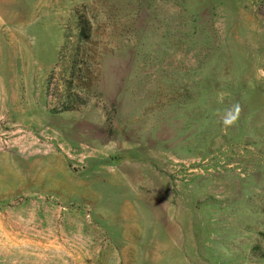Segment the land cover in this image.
<instances>
[{"label": "rangeland", "instance_id": "rangeland-1", "mask_svg": "<svg viewBox=\"0 0 264 264\" xmlns=\"http://www.w3.org/2000/svg\"><path fill=\"white\" fill-rule=\"evenodd\" d=\"M0 264H264V0H0Z\"/></svg>", "mask_w": 264, "mask_h": 264}, {"label": "clouds", "instance_id": "clouds-1", "mask_svg": "<svg viewBox=\"0 0 264 264\" xmlns=\"http://www.w3.org/2000/svg\"><path fill=\"white\" fill-rule=\"evenodd\" d=\"M224 97L221 94L218 97V103L223 104ZM242 113V106L240 103H234L230 107L223 109H217L215 114L218 116V122L221 124L222 130L227 131V129L236 127L239 124L240 117Z\"/></svg>", "mask_w": 264, "mask_h": 264}, {"label": "trees", "instance_id": "trees-1", "mask_svg": "<svg viewBox=\"0 0 264 264\" xmlns=\"http://www.w3.org/2000/svg\"><path fill=\"white\" fill-rule=\"evenodd\" d=\"M81 37L84 39L89 38V34L87 33V31L85 29L81 32Z\"/></svg>", "mask_w": 264, "mask_h": 264}]
</instances>
